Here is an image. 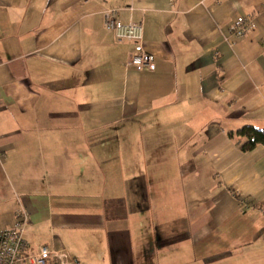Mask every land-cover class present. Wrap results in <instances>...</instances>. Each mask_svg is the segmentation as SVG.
I'll list each match as a JSON object with an SVG mask.
<instances>
[{"label":"crops","instance_id":"crops-1","mask_svg":"<svg viewBox=\"0 0 264 264\" xmlns=\"http://www.w3.org/2000/svg\"><path fill=\"white\" fill-rule=\"evenodd\" d=\"M106 8L142 24L153 70L126 65ZM238 16L255 23L241 37ZM150 125L192 135L200 162L179 171L208 181L188 202L144 179ZM246 125L264 131V0H0V229L25 212L32 247L70 264H264V145L229 135Z\"/></svg>","mask_w":264,"mask_h":264},{"label":"built area","instance_id":"built-area-1","mask_svg":"<svg viewBox=\"0 0 264 264\" xmlns=\"http://www.w3.org/2000/svg\"><path fill=\"white\" fill-rule=\"evenodd\" d=\"M117 8H106L103 11V27L113 32L118 40L133 43L128 54L126 65L136 71L153 70V57L144 49L140 22H121ZM255 27L251 18L238 16L231 24L230 33L236 37L244 36ZM2 155L0 154V159ZM14 226L0 229V264H70L71 259L65 250H54L48 245L32 247L27 240L26 225L29 217L25 212L17 213Z\"/></svg>","mask_w":264,"mask_h":264},{"label":"rangeland","instance_id":"rangeland-1","mask_svg":"<svg viewBox=\"0 0 264 264\" xmlns=\"http://www.w3.org/2000/svg\"><path fill=\"white\" fill-rule=\"evenodd\" d=\"M146 129V132H144L145 150L150 154L154 153L155 157L149 158L147 174H144L145 178L144 176L143 178L147 179L150 185L152 183L165 184L164 193L161 195V197H164V201L176 198L180 199L181 203H184L185 200L188 202L191 197L189 189L192 190V187L208 181L207 174L203 171L202 165V170L198 172H194L189 167L183 169L181 172L179 171V164L184 166L183 164L185 162L189 164L190 160L191 162H200L199 159L191 158L188 154L191 145L189 138H192V135L188 132L183 133L176 140L168 132L164 131V128L158 125H150ZM184 144L187 147H183L182 145ZM179 146L182 148L180 151L178 150L180 149ZM178 152H180L179 157L175 155ZM197 193L200 196L207 195L204 190L201 192L200 189ZM150 204L151 200H147L146 210L150 209Z\"/></svg>","mask_w":264,"mask_h":264},{"label":"trees","instance_id":"trees-1","mask_svg":"<svg viewBox=\"0 0 264 264\" xmlns=\"http://www.w3.org/2000/svg\"><path fill=\"white\" fill-rule=\"evenodd\" d=\"M229 135L245 139V142L241 145L242 150H249L257 144L264 145V131L250 125L242 126L234 132H229Z\"/></svg>","mask_w":264,"mask_h":264}]
</instances>
